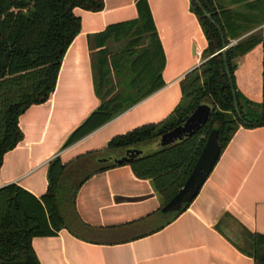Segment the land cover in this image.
<instances>
[{
    "label": "trees",
    "instance_id": "trees-1",
    "mask_svg": "<svg viewBox=\"0 0 264 264\" xmlns=\"http://www.w3.org/2000/svg\"><path fill=\"white\" fill-rule=\"evenodd\" d=\"M221 28L229 67L242 118L234 108L226 77L222 40L216 28L189 0L190 11L198 19L207 47L202 63L180 82L182 97L163 121L136 128L113 137L106 147L88 152L69 163L54 158L48 165V186L39 199L10 184L0 188V264H39L32 248L35 237H49L61 230L76 238L92 241L97 230L84 224L76 213L75 198L80 186L96 173L129 165L133 174L151 181L161 199V208L183 186L212 130L218 131L220 154L239 129L261 127L264 122V83L261 103L253 104L238 90L237 62L257 46L264 48V36L257 30L264 24V0H230L221 6L215 0H199ZM137 18L106 28L95 36L101 42L92 53V77L98 108L71 134L65 146L97 130L110 120L147 98L162 86L164 56L146 0H135ZM75 9L99 12L102 0H0V167L3 156L22 140L19 117L31 106L46 102L53 93L63 57L80 32ZM243 37V38H242ZM242 38V39H241ZM233 41H236L234 44ZM200 104L211 107L210 117L194 135L168 147L144 153L140 145L158 141L166 132L180 126ZM128 150L141 151L131 163L98 164L99 159H119ZM180 211L159 215L165 223L135 240L152 234L173 221ZM165 215V216H164ZM168 217V218H167ZM138 221L121 227H133ZM241 243L235 247L254 264H264V234H251L240 228ZM122 242V241H121ZM125 242V241H124Z\"/></svg>",
    "mask_w": 264,
    "mask_h": 264
},
{
    "label": "crops",
    "instance_id": "crops-1",
    "mask_svg": "<svg viewBox=\"0 0 264 264\" xmlns=\"http://www.w3.org/2000/svg\"><path fill=\"white\" fill-rule=\"evenodd\" d=\"M102 1L99 12L75 9L80 32L63 57L49 99L19 117L22 140L3 156L0 188L15 184L39 199L47 190L51 160L69 163L104 149L115 136L165 120L181 100V80L202 63L207 42L189 0H146L164 56L161 88L64 147L100 104L91 69L92 53L101 42L95 36L137 18L135 0ZM229 1L215 0L221 6ZM257 30L264 36V24ZM240 60L237 74L249 81L241 80L238 90L250 101L261 99L264 48L259 45ZM158 141L152 142L156 149ZM160 208L151 181L138 179L129 165L110 168L85 181L75 198L77 215L98 237L83 241L61 230L33 238L32 248L39 264H254L235 247L231 224L222 229L219 224L228 219L248 233L264 234V126L239 127L188 208L160 230L130 240L165 223Z\"/></svg>",
    "mask_w": 264,
    "mask_h": 264
},
{
    "label": "water",
    "instance_id": "water-1",
    "mask_svg": "<svg viewBox=\"0 0 264 264\" xmlns=\"http://www.w3.org/2000/svg\"><path fill=\"white\" fill-rule=\"evenodd\" d=\"M201 13L203 17L207 19L219 32L221 40H222V48L218 53L223 55L224 67L226 72V77L230 86L231 95L233 99V108L234 111L242 124L246 125H256V124H248L244 121L241 116L238 101L236 98V92L234 89V84L231 78V74L229 71V67L225 60V52L228 49L229 45H226L221 28L212 20L211 15L205 10V8L201 5L199 0H192ZM241 60L237 62V68H239ZM211 107L207 104L198 105L195 110L189 115V117L185 120L183 124L174 129L163 134L159 141V147H168L170 145H174L177 142H181L186 138L191 137L197 131H199L207 122L210 117ZM258 125H263V123H258ZM218 131L212 130L205 141L204 147L199 154L192 171L190 172L188 178L184 182L183 186L179 189L176 195L161 209V214H172L181 210L184 204H190L196 195L199 193L203 184L206 182L207 178L211 174L215 164L217 163L220 156V147L218 145ZM141 151L138 150H128L125 152L124 156L119 159L110 158L109 160L99 159L97 160L98 164H107L108 162H112L116 165L129 164L132 162L133 158L140 154Z\"/></svg>",
    "mask_w": 264,
    "mask_h": 264
},
{
    "label": "rangeland",
    "instance_id": "rangeland-1",
    "mask_svg": "<svg viewBox=\"0 0 264 264\" xmlns=\"http://www.w3.org/2000/svg\"><path fill=\"white\" fill-rule=\"evenodd\" d=\"M228 5V4H227ZM227 5H224V6H226L227 7ZM235 6H237V4H234V3H232L231 5H228V7L227 8H230V9H234V7ZM261 53H262V51H261ZM260 66H261V68H262V62H260ZM254 73V72H253ZM260 75L261 74H257V79L260 81ZM241 76H242V78H241ZM239 75V74H237V72H236V74H235V79H236V81H237V84H238V88H239V90H240V88L242 87V81L241 80H244V82H248L249 80L247 79V75H245L244 73H243V75ZM253 104H260L261 103V99H258L257 97H255L252 101H251ZM156 148L157 147H155L152 143H150V144H145V145H140L139 146V149H141V150H143L144 151V153H151V152H153V151H155L156 150ZM168 215H170V214H168ZM228 223H230L231 224V227H232V232L233 233H231V237L233 238V241L237 244V245H240V243H241V238H240V234H241V230L234 224V223H231V221L230 220H228V219H224V220H221V222H220V224H219V228H223V226H225V224H228Z\"/></svg>",
    "mask_w": 264,
    "mask_h": 264
}]
</instances>
